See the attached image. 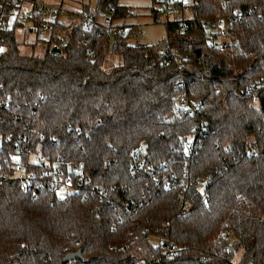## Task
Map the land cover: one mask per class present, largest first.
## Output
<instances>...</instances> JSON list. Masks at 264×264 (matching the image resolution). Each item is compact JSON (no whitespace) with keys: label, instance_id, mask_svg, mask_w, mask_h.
<instances>
[{"label":"trees","instance_id":"1","mask_svg":"<svg viewBox=\"0 0 264 264\" xmlns=\"http://www.w3.org/2000/svg\"><path fill=\"white\" fill-rule=\"evenodd\" d=\"M14 6L0 0V101L8 103L0 105V169L36 154L59 157L73 188L56 195L49 186L22 191L18 178L0 184V264H264V89L258 107L244 92L264 79V0H192L191 18L166 22L170 53L161 41L129 43L125 8L96 0L93 11L83 6L88 27L55 16L44 54L24 55ZM238 6L255 12L233 14ZM107 12L120 19L111 29L100 19ZM217 17L228 19L220 44L202 27ZM181 24L186 31L178 33ZM56 32L64 41L52 54ZM179 79L199 100L196 115L172 114ZM202 124L210 130L186 157L183 139ZM171 173L189 179L187 212H180L182 182L165 187L157 178ZM161 225L180 248L174 259L149 241ZM224 229L234 244L219 237ZM132 240L143 250L122 248Z\"/></svg>","mask_w":264,"mask_h":264},{"label":"built area","instance_id":"2","mask_svg":"<svg viewBox=\"0 0 264 264\" xmlns=\"http://www.w3.org/2000/svg\"><path fill=\"white\" fill-rule=\"evenodd\" d=\"M15 6L11 8V18H18L21 19L25 17V12L21 11V4L23 3V0H14ZM154 2L157 4L158 9L164 13L167 16L173 14L176 12L180 7L184 5V0H154ZM107 9L109 12H113L115 10V5L112 3H109L107 5ZM62 10V6H55L52 4L42 3L35 6L29 14V18L32 19V17L39 18V24L35 26V28L40 30H48L49 33L52 29V19L57 16ZM231 11L233 14L241 15V14H249L255 12V7L253 6H242V7H235L231 8ZM107 12L104 14V23L109 25V28L111 29L117 22L111 18L110 13ZM78 16L79 19H83L86 21V26L88 27L91 24V19L85 12V10L80 7L78 10ZM133 15L132 12H125V16L123 18H131ZM27 19V17H26ZM168 19V18H167ZM124 21V19H123ZM120 22V21H119ZM228 19L225 17H217L215 19L211 20H205L202 22V27L204 29H213L215 31V42L216 44H220L225 41V30L227 25ZM124 23H126L124 21ZM3 24V20H0V25ZM127 26H125L121 33L122 35H130V37H136L135 32H133L132 26H130L128 23H126ZM186 28L183 24L180 25L177 32L182 33L185 32ZM56 37V41L54 46H58L60 43L64 41V37L62 33L56 32L54 33ZM207 39L211 40L213 38L212 35H207ZM219 37V38H218ZM217 38V39H216ZM227 41L230 44H235L237 42V39L235 37H227ZM161 45L163 49L170 53L172 52V48L170 46V41L166 37L164 40L161 41ZM59 47V46H58ZM182 57L184 55H179V57L176 59V64L179 69H181L182 63ZM179 84L177 86V91L173 96L172 99V114L179 115V114H188V115H196L199 110V100L196 98H193L189 94H187L184 91V81L182 79L178 80ZM1 85V84H0ZM264 89V79L258 81V83L252 84L244 89L245 93H250L253 96V99L251 100V103L258 107V99L256 98L257 92H260ZM1 106H7V102L0 101ZM196 132L193 135H188L186 138L183 139V149L185 151V156L188 157L193 149H194V141L198 137H203L206 135L210 129H208L204 124L201 126H197ZM215 130H211V132H214ZM255 152V148L252 144L247 145L246 147V155L251 156ZM139 150L138 149H132V156L135 162L139 163ZM36 166H39L38 169H36ZM13 170L10 172H5L3 169H0V184L5 182L8 179L11 178H18L20 180V188L22 191H36L41 190L45 186H49L53 193L56 195L63 194L73 188V180L72 176L70 174H66V171H64V168L62 166V159L59 157L50 159L48 157L41 156L39 154H36V156H29L28 159L25 161L16 160L14 164H12ZM73 170H76V167H72ZM218 170V168L216 167ZM152 173V171H150ZM160 182L165 187L171 186L174 183H176V179H178L181 183V189H180V196L181 199V206H180V212H187L188 211V199L184 196V192L186 189V186L189 183V179L187 177H177L174 174L164 175L157 177ZM195 184L200 187V189H204V180L201 178L196 179ZM201 202L205 205L208 203V193L206 191L201 192ZM219 237L229 240L231 236H233V232L230 229H224L221 230L218 233ZM151 237L156 238V242L154 243L151 239ZM149 241L153 243L154 245L161 247V256L174 259L179 255L180 248L175 244L174 239L172 238L170 234V229L168 225H161L160 227H154L149 235H148ZM136 241L138 239L135 238ZM123 249H134L136 251H142L143 246L142 243L138 241L135 242V240H132L131 245L124 244L122 246ZM146 264V263H145ZM151 264V263H147Z\"/></svg>","mask_w":264,"mask_h":264},{"label":"rangeland","instance_id":"3","mask_svg":"<svg viewBox=\"0 0 264 264\" xmlns=\"http://www.w3.org/2000/svg\"><path fill=\"white\" fill-rule=\"evenodd\" d=\"M93 1V0H92ZM120 1V0H117ZM127 3L134 4L137 6L149 5V12L147 15L142 16V24H137L133 28L136 37H130L128 39L129 43H134L136 41L142 42L144 44H155L166 38V19H174L181 17V13L175 12L166 17L162 13L156 3H152L151 0H123ZM185 9L183 11V18H189L192 15V0H184ZM134 12H138L134 7L132 9ZM154 10L155 15H152L150 11ZM155 20V21H154ZM22 24L15 27L16 39L19 44V50L24 55H37L42 56L47 48V40L49 38L48 30L38 31L32 20H22ZM152 241L155 243L156 238L151 237ZM235 238L231 236L228 240L229 244H234ZM241 256V250L237 248L234 251L233 261H238Z\"/></svg>","mask_w":264,"mask_h":264},{"label":"crops","instance_id":"4","mask_svg":"<svg viewBox=\"0 0 264 264\" xmlns=\"http://www.w3.org/2000/svg\"><path fill=\"white\" fill-rule=\"evenodd\" d=\"M152 3H155L154 0H151ZM42 3H47V4H52L55 6H62V10L61 12L57 15L59 20L65 21V22H76L79 20V16H78V10L80 7L83 8V6H88L92 11L94 10V7L96 5V0H23V3L21 4V11L25 12V17L22 18V20H32L31 18H29V14L30 11L37 6L38 4H42ZM116 3L118 6L120 7H124L125 8V12H132L133 15L131 18H123L124 21L126 23H128L130 26H132V28L135 27V25L137 24H142L141 20H142V16L147 15V13L149 12V5H145V6H137L134 4H130L127 3L126 1L120 0L117 1ZM133 7L138 11L137 13L134 12L132 9ZM185 9V5H183L182 7H180L176 12L181 13V17H177L174 19H166L165 24L167 21H177V20H183V19H189L192 17L193 15V10H192V15L189 18H183V11ZM150 13L152 15H155L154 10L150 11ZM175 13V12H174ZM27 17V19H26ZM102 21H104V14L101 16L100 18ZM119 20H115V22H119ZM155 21V20H154Z\"/></svg>","mask_w":264,"mask_h":264},{"label":"water","instance_id":"5","mask_svg":"<svg viewBox=\"0 0 264 264\" xmlns=\"http://www.w3.org/2000/svg\"><path fill=\"white\" fill-rule=\"evenodd\" d=\"M50 52L52 54H59L61 52V50L58 46H53L51 48ZM79 254H80V249H78L75 253H66L62 258V262L66 263V262L70 261L71 259L75 258L76 256H79Z\"/></svg>","mask_w":264,"mask_h":264}]
</instances>
